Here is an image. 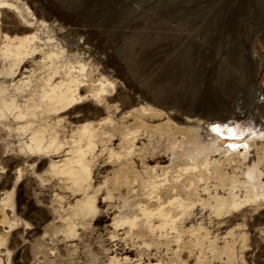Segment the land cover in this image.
Here are the masks:
<instances>
[{"label": "rangeland", "instance_id": "rangeland-1", "mask_svg": "<svg viewBox=\"0 0 264 264\" xmlns=\"http://www.w3.org/2000/svg\"><path fill=\"white\" fill-rule=\"evenodd\" d=\"M7 2L22 8L41 43L49 40L40 44L44 52L53 46L62 61H69L70 70L83 65L82 72H76L85 79L81 95L98 81L112 89L102 101L87 95L56 116L40 110L29 118L32 128L46 127L57 135L64 144L57 151L22 150L27 136L17 126L28 119L14 120L11 113L0 117V202L11 194L5 221L0 222V264H264V195L221 215L199 201L189 210L183 208L185 214L168 202L173 198L172 172L190 165H198L196 172L203 168L201 154L182 155L187 151L180 142L187 139L204 145L207 158L240 181L245 180L246 167L256 164L264 187V0ZM1 10L0 45L5 35L30 34L24 17L19 19L11 8ZM41 57L25 58L13 77L5 73L7 62L0 58L3 98H14L20 106L31 103L30 93L39 91V81L46 78ZM20 79L29 80L31 92L13 89ZM211 124L224 135L232 132L246 140V157L225 152L228 147ZM84 126L100 137L95 138L87 190L97 210L76 216L74 206L82 192L54 174L50 165L70 155ZM84 145L82 141L77 146ZM151 170L163 184L156 183L158 190L148 185L150 176L142 181ZM162 170L170 172L167 177ZM206 185L211 194L227 195V186L222 189L210 178L198 183L202 199L207 198L201 189ZM235 192L242 200L245 189L237 187ZM161 202V207H171L178 233L169 227L147 230L140 207L154 208ZM154 219L150 223L156 226L159 221ZM69 224L72 235L67 233ZM199 226L200 232H188Z\"/></svg>", "mask_w": 264, "mask_h": 264}, {"label": "bare ground", "instance_id": "bare-ground-1", "mask_svg": "<svg viewBox=\"0 0 264 264\" xmlns=\"http://www.w3.org/2000/svg\"><path fill=\"white\" fill-rule=\"evenodd\" d=\"M7 1L6 0H0V10L5 9V8H7V9L11 8V9H13V11H16L15 13L19 14V16L21 17V18L18 17L19 19H22L24 17L22 20H24V22L27 24V26L25 25L26 27H24V28L29 30L28 32H30V34L28 33L29 35H27V36L25 35L24 37H14V38L8 37L7 35H5V36L3 35L4 38L2 39V42L0 45V58L2 59V62L3 61H5V63L7 62V68H6L5 73L8 76L13 77L15 75V72H16L18 66L20 65V63L25 58L31 59V57H33V59H34V57L37 54L38 55L42 54V57H41L42 60H40L39 63L41 65V67L44 68V70H45V68L47 69V71H46L47 73H46V78L44 77L45 78L44 80L39 81V83L42 82L40 84L41 86L39 88V91L36 90V93L34 94L37 97L36 102H34V95H32L33 92H35V90L32 92L30 91V89H32V88L30 87L29 80L24 81L25 79L24 80L20 79L19 81H17L18 82L17 84L12 85L14 88L13 87H11V88H13L15 91H17V93L18 92H20V93L21 92H27V91L31 92L29 95V97H30L29 100H31V103H29V101H27L28 99H25L27 102L22 106H20L19 103H17L16 99H14V98L13 99L11 98L9 100L3 98L4 96H2V94H4L6 89H5L4 84L0 83V117L1 116L6 117L5 116L6 114L8 115V113H11L14 115V120H18V121L24 120L25 121L26 119H28V121H25V122L23 121L24 124L17 126V130H19L23 134H26V136H27V140L25 142H23L22 150L33 153V154H43V153H49L52 151H57L64 145L63 143L60 142V140L57 139L58 138V137H56L57 135L50 134L51 131L49 132L46 127L32 128L34 126L31 125L30 122L32 120L31 119L29 120V118L34 117L36 115V113H38L37 111H40V110H43V112L46 113L47 115L54 114L56 116L58 114L65 112L67 108H70L71 106L73 107V105L77 104V102L85 99L87 97V95H89V97H91L92 99L97 100V102H98L106 94H108L107 91L111 90L112 87H110V89L108 88V90H107V85L109 83L107 85H105L106 82L104 83V81H98L96 83V85L94 84L95 86H93V83H92L91 87L89 89H87L88 86L86 85V89H87L86 93L88 92V94L85 96L81 95V88L84 87L82 81L85 79L82 80L83 77L82 78L80 77L81 78L80 79L79 76L77 75V73L82 72L83 65H80L79 67H77L78 70L73 71V70H70L71 68L68 66L69 61H66L67 63L65 62V60L62 61L60 59V57L58 56L60 53L58 54V52H54L51 49V48H53V46L51 48L48 46L50 49L47 48L48 51L44 52L43 47H40V44H44L43 46H45V44L49 43V40H47L46 42L43 41L45 43H41V40H42L41 37H39L36 34L37 32L33 28L34 31L36 32V33H34V31L30 27V25L32 23H29L27 21V19L29 17L25 18L26 16H23L24 13L21 14L22 8L20 7L21 8V10H20V8L16 5H14V3L11 4ZM2 11L3 10H1V12H0L1 14H2ZM5 73L3 72V74H5ZM33 73L35 75V72H33ZM74 73H76V74H74ZM40 74H41V72L39 73V75ZM43 74H42V76H43ZM27 76H29V75H27ZM37 76L38 75H36V77ZM38 77L36 78L37 80H38ZM86 77H88V76H86ZM25 78H27V77H25ZM56 78H58V80H56ZM89 82L91 83L94 81L90 80ZM89 82L87 81L88 84H89ZM12 94H13V91H12ZM27 96H28V93H27ZM107 96L108 95H106V97ZM11 97H13V96H11ZM24 97H23V99H24ZM9 98H10V96H9ZM86 99H88V98H86ZM34 118H32V119H34ZM12 119H13V116H12ZM46 125H48V123ZM111 126H112V124H111ZM210 128H211V130H213V131H215L221 135V144L226 145L228 147V149L224 150L225 152L232 154V155H239V156L241 155L243 158L246 157L247 149L249 147L248 142L246 140H243V139L235 136L232 132H228V134H226V135L220 133L219 127L217 125L211 124ZM78 133H79V136H77L78 139L75 141L77 142V145L80 144V142L85 141V145H84L85 148H82V147L77 146V145L74 148V146H73L74 144H73L72 146L74 149H69L70 155L68 157L64 158L63 160H61L60 163L51 162L50 168L54 174L64 177L67 181L71 182L78 189L79 192H82V195H83L82 198L79 201H77L75 206H74V208H75L74 209V215H76V216H83V215H88V214L94 215L95 211L97 210V209H95V205H94L95 198H94V196H89L87 193V190L90 188V185L88 184V180H89L90 174H91V167H92V162L94 159V150H95L96 143H97L95 138H98V137H96V135L93 131V128L88 127V126L81 127V129H79ZM72 134L74 135L75 132ZM125 135H126V133H125ZM192 136H193V134H192ZM70 137H71V135H70ZM122 138H123V135H122ZM98 139H100V137ZM194 139H195V137H194ZM64 140H66V139H64ZM72 140H70V141H72ZM125 140H126V138H125ZM191 140H192V142L188 141V139H187V141L181 140L180 143H183L185 145V147H186L185 150L187 152H184L181 148H179V152L183 151L184 153L182 155L185 156L188 154L189 158H192L193 155L198 156L201 154L200 157H198V158L202 159L201 164H199V165H201L203 168H201V170L196 172L194 170H196V168L199 169L198 165H190L189 167H185L183 169H179V170L172 172V174H173L172 178L174 179V183H173V185L171 184L172 185L171 190L173 193V194L171 193L172 194L171 197H173V198H171L168 201L170 203L169 205H176L178 207H181L182 209L184 208L186 210H189L193 205H195L194 203H196V201H199L200 204L202 203L203 205L208 206L209 210L211 212H213L214 214L221 215L222 213H229V211H232V210L236 211V209L244 203L256 202L257 199L261 198L264 195V187L261 185V183L259 181V172H258V170H256V164L252 165V167L251 166L246 167V170L243 173L244 174L243 177L245 176V180L240 181L239 178L235 174L232 176H227V174L223 173L220 170L221 168H219L222 165H220V163L217 160L210 161L207 158V156H206L207 155V153H206L207 149L204 147V145L203 146L197 145V144L193 143L194 142L193 139H191ZM61 141H63V140H61ZM242 141H243V143L238 144V142H242ZM64 143H65V141H64ZM66 143H67V141H66ZM129 144H130V142H129ZM198 144H200V143L198 142ZM130 145H129V147H130ZM184 145L181 147L183 148ZM175 148H176V145H175ZM240 148L243 149L242 153H239V151L237 150ZM86 151H87V153H89V156H90L89 159H87ZM95 154H96V152H95ZM190 155H192V156H190ZM124 168L125 167H122L121 169H124ZM146 169H147V167H146ZM130 171H132V170H130ZM149 171L150 170H148V172ZM164 171L162 170L161 172L164 174L165 177H167L168 173H170V172H168V171L164 172ZM158 176L159 175L155 174V172L153 170H151L150 175H148L147 177H144V179L142 181H144L145 178L149 177L148 181L150 182V184H148V183L147 184L152 185L151 187H156V189H157L158 187L156 186V183L161 180V179L157 180ZM116 177H118V176H116ZM125 177H126V175H125ZM135 177L136 176H134V178ZM128 178L130 180V177H128ZM210 178H214V179L218 180V182L220 183V187L222 189H224L223 186L224 187L227 186L228 190H227L226 196L218 195L217 192H215L214 194H211V191L208 189L209 187H207V185H206V186L201 187V189L207 195V198L202 199L199 197L198 192H197L198 183H201V182L206 183L207 180ZM132 179L133 178H131V180ZM135 180H137V179H135ZM138 181L139 180H137V182ZM131 182H133V181H131ZM145 182H146V180H145ZM166 182H168V181H166ZM160 185L161 186L163 185L162 182ZM237 187H243L245 189V194H244L242 200L239 198L238 194H236V192H235V189ZM180 191L184 192L183 193L184 196L179 193ZM157 199H158V196H157ZM10 200H11V194H9L5 200H2L0 202L1 203V206H0V222L5 221L4 208L7 205V203L10 202ZM155 203H157V202H155ZM156 205H154V208H151V207L149 208L150 204L148 207L147 206L140 207L139 212L142 215L141 218H143L147 224V228H148L147 230H150V231L157 230V229L161 230V229H166V227H169L170 229L176 230V232L178 233L179 229H177L178 227L176 228L177 224L175 225V223L177 222L176 221L177 218L172 216L171 207L167 208V209L161 207L162 202L158 203ZM152 207H153V205H152ZM184 209H183V213L185 214L186 210H184ZM154 218H156V220L158 219V221H159L158 225H156V226H154L153 223H150V221H152ZM133 222L134 221H129L130 225ZM127 223H128V221H127ZM73 229H74L73 226L69 224L67 227V233L69 235H72L74 232ZM200 230H203V228H201L199 226L197 228L196 227L191 228L190 230H188V232L195 234L196 232H200ZM203 237H205V236H203ZM198 238H202V236H200ZM157 264H160V263H157Z\"/></svg>", "mask_w": 264, "mask_h": 264}]
</instances>
